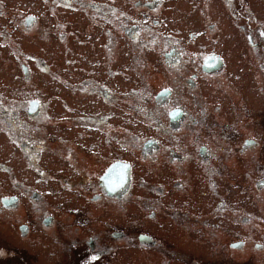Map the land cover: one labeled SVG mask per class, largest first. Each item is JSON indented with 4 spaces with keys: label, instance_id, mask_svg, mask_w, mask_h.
I'll use <instances>...</instances> for the list:
<instances>
[{
    "label": "rangeland",
    "instance_id": "rangeland-1",
    "mask_svg": "<svg viewBox=\"0 0 264 264\" xmlns=\"http://www.w3.org/2000/svg\"><path fill=\"white\" fill-rule=\"evenodd\" d=\"M28 2L0 0V102L5 101L4 97H15L23 92L27 96H38L43 101L52 95L56 115L54 123L44 125L34 120L31 123L33 127L26 131L23 128L25 118L22 120L21 140L34 146L36 152L45 150L38 159L22 157L9 141L3 152L0 151V197L11 198L14 195L20 199L17 208L0 211V264H264V89L259 87L263 75L257 67L256 56L245 48L242 35L235 25L252 22L255 17L264 26V0H239L228 7L223 0L211 2L212 5L215 3L212 20L218 26L220 20L224 26L223 30L217 29L213 34L215 47L232 62L242 58L243 52L246 69L249 70L236 82L232 79L231 75L234 74L229 65V84L233 86L231 97L225 93V71L214 78H201L196 88L219 94L194 95L198 100L204 99L215 112L210 128L213 138L222 144L216 148L217 163L212 165L214 174L201 180L197 171L192 169L184 175L188 178H154L162 174L150 173L145 162L138 159L135 162L134 188L120 206L90 204V185L83 184L69 193L71 186L74 189L72 182L90 179L87 183H96L94 174L99 172L103 156L96 161L91 145L81 148L77 143L80 139L95 138V131L75 124L77 130L66 131V117L60 116L62 109L58 102L67 95L77 98L61 90L59 83L66 79L65 73L57 74L65 68L64 59L70 56V51H66L55 37L40 41L36 36L38 31L23 35L15 19L8 25L1 16L3 12L8 16L15 13V18L18 11L29 10L26 8ZM167 5L164 19H169L170 25L176 28L186 20L193 19L199 8L207 6V1L169 0ZM234 7L241 11L249 7L250 15L237 22L231 14ZM79 25H82L80 16L71 28L79 29L75 34L79 40L85 41L83 46L90 54L88 58L96 59L94 52L98 51L97 42L87 37L89 33L85 26ZM201 29H205V25ZM198 37L202 42L210 35L204 33ZM29 42L35 45L30 46ZM3 43H6L4 47ZM56 44H59L58 48L52 51L40 49L47 45L54 48ZM69 46L75 58L79 59L84 47L79 46L73 38ZM21 49L24 56L20 54ZM120 53L123 51L120 50ZM17 54L20 55L19 60L15 59L14 55ZM101 54H104L103 51ZM32 57L44 59L47 66L40 61L30 60ZM25 61L31 62L33 68L28 79L19 67L20 62ZM159 66V62H153L145 69V76L130 69V79L127 78V67L113 66L121 69V73L108 83L115 87V82H118L122 92L130 96L120 94L121 98L115 104L101 98L99 104L104 107L105 114L117 115L118 138L134 139L129 142L134 144L143 139L144 127L148 126L145 125L143 110L138 107L148 102L147 98H137V91L133 88L151 91L153 85H150V81L165 83V75L161 76L164 69ZM99 72V76L104 77ZM219 102L221 108L217 111L213 108ZM189 104L195 111L196 106ZM100 136L112 139L108 131ZM244 139H253L257 144L241 152L238 149ZM0 143H3L1 139ZM113 149L126 152L115 143ZM94 150L100 152L104 147L100 145ZM69 151H72V156L81 154L78 158L83 162H73L71 166ZM105 156L108 157L109 152ZM79 164L86 167L82 173L85 179L74 176L82 169L77 168ZM175 180L181 182L178 190L171 183ZM156 188H163L164 195ZM151 212H154L152 218ZM48 217L56 222L45 228L42 219ZM23 225L26 232L21 234L20 226ZM112 231L123 233L112 234ZM139 234L150 235V242L140 241ZM88 240H92V245ZM236 241H243V247L233 249L230 245ZM93 257L96 259L93 260Z\"/></svg>",
    "mask_w": 264,
    "mask_h": 264
},
{
    "label": "flooded vegetation",
    "instance_id": "flooded-vegetation-1",
    "mask_svg": "<svg viewBox=\"0 0 264 264\" xmlns=\"http://www.w3.org/2000/svg\"><path fill=\"white\" fill-rule=\"evenodd\" d=\"M18 1L23 2L24 0ZM168 1L29 0L28 4H25L29 10L18 11L15 18H13L15 13L11 16L5 15L4 12L1 14L8 25L15 19L23 35L36 34L38 31L36 36L40 38V41L44 42L55 37L57 42L65 46L66 51H70V56L64 59L65 68L59 70L57 74L65 73L66 79L63 83H59L61 90L74 94L77 98L74 99L67 95L58 102L62 109L60 116L66 117L64 120L67 122L66 131L77 130L75 125H82L85 130L95 131V138L80 139L77 140V143L81 145V148L83 145H91V152L95 155L96 161L102 155L103 162L99 167L100 173L94 174L97 178L95 184L87 183L90 179H85L82 176L83 168L86 167L79 164L80 167L77 168H82L80 173L73 175L85 180L80 183L72 182L74 189L72 190L71 186L69 193H73L83 184L90 185L92 187L90 204L99 206V203H107V205L120 206L121 201L125 200L134 188L137 172L135 162L138 159L145 162L150 173L162 174V176L156 175L154 178H188L184 175L189 174L192 169L197 171V176L201 180L214 174L212 165L217 163L216 148L222 144V142H216L213 138V130L210 128L213 126L211 120L214 119L213 113L215 112L210 109L204 99L198 100L194 95L200 97L207 93L209 95L219 94L202 92L196 88L201 78H214L225 71L224 80L227 86L225 93L231 97L233 86L229 84V65L232 66L231 72L234 74L231 75L232 79L236 82H239L245 76V72L249 70L246 69L247 63L244 61L243 52L242 58L232 62L228 57H225L220 49L215 47L213 34L217 29L223 30L224 26L220 20H218L219 26L212 20V16H214L212 11L215 7V3L211 4L212 0H206L205 8H199L193 19L186 20L184 24H179L176 28L170 25L169 19H164ZM238 1L223 0L227 7L230 3L234 4ZM179 12L182 14L181 9ZM231 14L239 22L242 17L250 15V9L246 7L244 11H241L238 7H234ZM78 16L82 19V25L79 27L85 26L89 33L87 37L97 42L98 51H93L96 59L88 58L90 54L83 46L85 41L79 40L75 34L76 30L79 32V29L71 28ZM203 25H205V29H201ZM235 25L236 30L242 35L245 48L256 56L257 67L263 75V81L259 87L264 89V35L261 34L264 33V26L262 22L255 20V17L252 22H239ZM204 33L209 34L210 37L204 38L201 42L198 35ZM71 38L75 39L79 46L84 47L79 59L75 58V53L69 46ZM5 45L6 43L2 44L3 47ZM28 45L34 46L35 43L29 42ZM58 46L59 44H56L53 48L47 45L40 49L52 51ZM120 50L123 53H120ZM20 54L24 56L23 50ZM14 56L16 60H19L20 55ZM30 60L40 61L44 66H47L42 58L32 57ZM155 61L161 64L162 67H159L164 69V74L161 76L165 75L167 80L165 83L150 81V85H153L151 91H146L141 87L133 88L137 91V98H147L148 104L138 108L143 110L145 125L148 128L144 127L143 139L137 140L135 144L129 143L134 139L118 138L117 115L114 113L105 114L104 107L99 104V100L102 98L115 104L121 98L120 94L130 96L127 92H122L118 82H115V87L108 83L109 80H113L121 73V69L113 68V66L127 67L129 70L127 78L130 79L132 77L130 69L145 76V69ZM30 63L29 61L20 62V71L26 79L30 78L33 73ZM213 65L215 66L213 67ZM189 69L191 70L188 71ZM99 71L104 77L99 76ZM218 84L217 86L220 87ZM29 94H33V92ZM3 99L5 101L0 102V139L3 142L0 143V151L3 152L6 142L9 141L13 148H17L16 150L22 157L38 159L45 150L36 152L34 146L27 145L21 140L22 120L25 118L24 131L33 127L31 123L34 120L36 123L44 125L54 123L56 115V108L53 106L54 97L50 95L43 101L38 96H27L23 92L21 95L15 97L11 95ZM189 103L196 106L195 111ZM33 108L35 110H32ZM215 108L219 111L221 103L216 104L213 109ZM135 119L141 122L137 117ZM59 124L63 125L64 123ZM107 131L111 133L112 139L110 140L100 136L103 132L106 135ZM247 140H243V144L238 150L245 152L257 144L256 141L247 144ZM113 143L119 148L125 149L126 152L115 151ZM100 145L104 147V150L95 152L94 149ZM107 152H109L108 157L105 156ZM83 154L87 156L86 153ZM72 155V151H69L68 158ZM80 155L72 156L73 161L69 162L71 166L73 162H83L79 159ZM148 177L152 178V176ZM113 178L117 180L111 182L110 179ZM119 180L128 181V187H118ZM171 183L174 189H180V181L175 180ZM106 185L112 187L107 188ZM85 190L88 191L87 188ZM156 190L164 195L163 188H156ZM19 200L18 196L14 195L11 198L1 196L0 211L17 208ZM152 217H154V212H151L150 218ZM55 222L56 220L51 217L42 219L45 228L51 227ZM24 232H26V227L20 226V233L24 234ZM122 233V231H112V234L120 235ZM138 238L140 241L150 242L151 240L148 234H139ZM141 238L144 239L141 240ZM88 243L92 245V240H88ZM243 245L242 242L240 247L230 246L233 249H240Z\"/></svg>",
    "mask_w": 264,
    "mask_h": 264
},
{
    "label": "water",
    "instance_id": "water-1",
    "mask_svg": "<svg viewBox=\"0 0 264 264\" xmlns=\"http://www.w3.org/2000/svg\"><path fill=\"white\" fill-rule=\"evenodd\" d=\"M242 245V242H235L233 244H231V246L233 247H240Z\"/></svg>",
    "mask_w": 264,
    "mask_h": 264
},
{
    "label": "bare ground",
    "instance_id": "bare-ground-1",
    "mask_svg": "<svg viewBox=\"0 0 264 264\" xmlns=\"http://www.w3.org/2000/svg\"><path fill=\"white\" fill-rule=\"evenodd\" d=\"M115 166H118V165H115ZM113 180H117V179H115V178H113ZM125 181V180H124ZM106 187L107 188H110V187H112L111 185H106ZM25 233V232H24ZM144 238H141V240H143Z\"/></svg>",
    "mask_w": 264,
    "mask_h": 264
},
{
    "label": "snow or ice",
    "instance_id": "snow-or-ice-1",
    "mask_svg": "<svg viewBox=\"0 0 264 264\" xmlns=\"http://www.w3.org/2000/svg\"><path fill=\"white\" fill-rule=\"evenodd\" d=\"M262 35H264V33H261ZM215 65H213V67H214ZM165 91H168V90H165ZM32 110H35L34 108L32 109ZM175 113L173 114V116L175 117ZM96 259V257H93V260H95Z\"/></svg>",
    "mask_w": 264,
    "mask_h": 264
}]
</instances>
